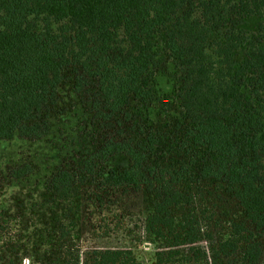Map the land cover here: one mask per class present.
<instances>
[{
  "label": "trees",
  "instance_id": "1",
  "mask_svg": "<svg viewBox=\"0 0 264 264\" xmlns=\"http://www.w3.org/2000/svg\"><path fill=\"white\" fill-rule=\"evenodd\" d=\"M65 83L81 125L73 162L38 194L70 205L86 177L129 188L149 198L156 264H264V0H0V141L43 139ZM162 96L179 108L166 120ZM4 171L17 185L33 167ZM203 183L238 206L216 237L190 210ZM42 218L29 264H141L129 249L70 247L67 211Z\"/></svg>",
  "mask_w": 264,
  "mask_h": 264
},
{
  "label": "rangeland",
  "instance_id": "2",
  "mask_svg": "<svg viewBox=\"0 0 264 264\" xmlns=\"http://www.w3.org/2000/svg\"><path fill=\"white\" fill-rule=\"evenodd\" d=\"M167 64V70L172 66ZM161 95H170L168 77L157 73ZM67 83L61 86L60 110L63 113L51 118V130L41 140L15 138L0 141V264H29L30 245L28 232L43 221L42 216L53 211H67L76 222L70 247L84 251L92 248L129 249L141 264H156L155 245L147 238L143 220L149 198L146 194L129 188L115 192L99 189L94 180L86 177L70 205L52 200L50 193L37 192L36 184L47 180L57 164L70 169V155L76 142L80 119L75 113L76 101L69 94ZM179 112L178 103L171 96H162L154 113L162 120ZM76 139V140H73ZM166 160V158H163ZM29 163L32 174L13 185L4 168L7 164ZM76 170V169H75ZM97 171L99 168L96 169ZM99 193L101 201L94 200ZM192 200L191 209L197 228L216 237L226 218L238 211L236 202L228 195L217 193L208 183H203ZM218 222V224H216ZM264 240V239H263ZM264 243V241H263Z\"/></svg>",
  "mask_w": 264,
  "mask_h": 264
}]
</instances>
